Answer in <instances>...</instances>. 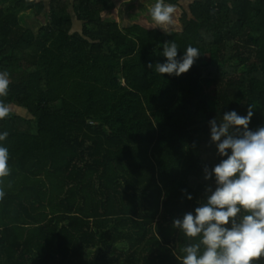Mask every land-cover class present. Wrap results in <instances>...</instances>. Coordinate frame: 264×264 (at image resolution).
I'll use <instances>...</instances> for the list:
<instances>
[{"label":"trees","instance_id":"trees-1","mask_svg":"<svg viewBox=\"0 0 264 264\" xmlns=\"http://www.w3.org/2000/svg\"><path fill=\"white\" fill-rule=\"evenodd\" d=\"M182 1L165 33L156 0H0V264H181L209 121L252 105L264 126V0ZM168 41L201 54L179 77L147 67Z\"/></svg>","mask_w":264,"mask_h":264},{"label":"clouds","instance_id":"clouds-1","mask_svg":"<svg viewBox=\"0 0 264 264\" xmlns=\"http://www.w3.org/2000/svg\"><path fill=\"white\" fill-rule=\"evenodd\" d=\"M176 6L156 0L150 16L158 29L168 31ZM164 63L148 64L156 73L179 77L187 73L201 57L196 47L188 46L178 57L174 41L162 45ZM7 71H0V97L6 96L10 85ZM9 114L0 103V119ZM254 115L250 105L245 115L226 112L222 118L209 121L210 140L220 158L210 170L203 169L205 198L193 211L173 221L190 241L182 248L181 264H259L264 259V126L250 130ZM7 131H0V180L11 174L10 154L5 146ZM6 193L0 187V200ZM187 200H192L190 194Z\"/></svg>","mask_w":264,"mask_h":264},{"label":"rangeland","instance_id":"rangeland-1","mask_svg":"<svg viewBox=\"0 0 264 264\" xmlns=\"http://www.w3.org/2000/svg\"><path fill=\"white\" fill-rule=\"evenodd\" d=\"M46 2H48L49 0H45ZM69 1H72V0H69ZM192 0H184V1H182L184 4H189L190 2H191ZM47 11V10H46ZM31 24V23H30ZM32 28L33 29H35L34 31H36V29H37V27L35 26V23H32ZM76 29H78L79 28V25H77L76 24V27H75ZM19 110H20V112L21 113H26V111L25 110H22V109H20V108H18ZM10 111H12V110H10ZM13 111H15V110H13ZM24 115V114H23Z\"/></svg>","mask_w":264,"mask_h":264}]
</instances>
